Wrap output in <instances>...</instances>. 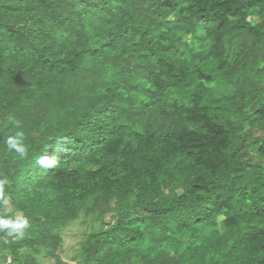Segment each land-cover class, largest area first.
Segmentation results:
<instances>
[{
	"label": "trees",
	"instance_id": "16d2710c",
	"mask_svg": "<svg viewBox=\"0 0 264 264\" xmlns=\"http://www.w3.org/2000/svg\"><path fill=\"white\" fill-rule=\"evenodd\" d=\"M0 186V264H264V0H0Z\"/></svg>",
	"mask_w": 264,
	"mask_h": 264
},
{
	"label": "rangeland",
	"instance_id": "374dc122",
	"mask_svg": "<svg viewBox=\"0 0 264 264\" xmlns=\"http://www.w3.org/2000/svg\"><path fill=\"white\" fill-rule=\"evenodd\" d=\"M98 225V224H96ZM90 224H85L82 219H78L69 224L63 231L64 237L67 243V250L65 251V256L71 260L72 264H82L80 263V258L75 257L76 253L79 252V242L83 238V233L91 229ZM72 258V259H71ZM41 264H52L50 258L46 256H40ZM74 260V261H73Z\"/></svg>",
	"mask_w": 264,
	"mask_h": 264
},
{
	"label": "clouds",
	"instance_id": "9594fccd",
	"mask_svg": "<svg viewBox=\"0 0 264 264\" xmlns=\"http://www.w3.org/2000/svg\"><path fill=\"white\" fill-rule=\"evenodd\" d=\"M21 135L20 133L17 136ZM8 145L10 148L15 149L17 152L24 154L25 148L16 138H9ZM0 197H3V189L0 186ZM3 203L6 205L8 203L7 199H3ZM28 227V221L24 219H9V218H0V229H7L8 234L12 235L13 233L23 235V230Z\"/></svg>",
	"mask_w": 264,
	"mask_h": 264
}]
</instances>
